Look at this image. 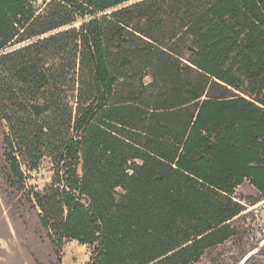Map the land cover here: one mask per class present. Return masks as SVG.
<instances>
[{"label":"trees","instance_id":"1","mask_svg":"<svg viewBox=\"0 0 264 264\" xmlns=\"http://www.w3.org/2000/svg\"><path fill=\"white\" fill-rule=\"evenodd\" d=\"M0 121L54 247L193 264L264 197V0H0Z\"/></svg>","mask_w":264,"mask_h":264},{"label":"rangeland","instance_id":"2","mask_svg":"<svg viewBox=\"0 0 264 264\" xmlns=\"http://www.w3.org/2000/svg\"><path fill=\"white\" fill-rule=\"evenodd\" d=\"M148 82L149 79L147 78ZM5 126L0 121V264H87L89 248L63 241L56 248L46 237L37 209L27 200L28 188L40 190L52 177L51 165L43 160L24 188L13 183L4 161ZM244 212L230 221L235 235L206 250L193 264H264V197L247 181L235 191Z\"/></svg>","mask_w":264,"mask_h":264}]
</instances>
